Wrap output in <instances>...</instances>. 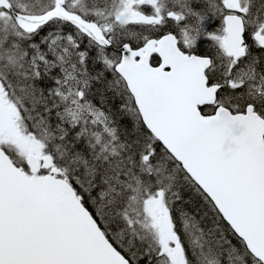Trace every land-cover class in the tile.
<instances>
[{
    "label": "snow or ice",
    "instance_id": "snow-or-ice-1",
    "mask_svg": "<svg viewBox=\"0 0 264 264\" xmlns=\"http://www.w3.org/2000/svg\"><path fill=\"white\" fill-rule=\"evenodd\" d=\"M0 264H264V0H0Z\"/></svg>",
    "mask_w": 264,
    "mask_h": 264
}]
</instances>
